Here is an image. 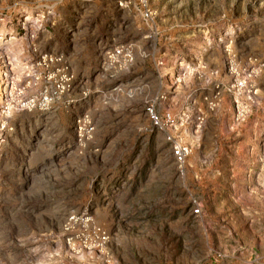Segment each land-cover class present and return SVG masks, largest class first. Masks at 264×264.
Returning <instances> with one entry per match:
<instances>
[{"label":"rangeland","instance_id":"374dc122","mask_svg":"<svg viewBox=\"0 0 264 264\" xmlns=\"http://www.w3.org/2000/svg\"><path fill=\"white\" fill-rule=\"evenodd\" d=\"M0 264H264V0H0Z\"/></svg>","mask_w":264,"mask_h":264},{"label":"built area","instance_id":"2783aa9c","mask_svg":"<svg viewBox=\"0 0 264 264\" xmlns=\"http://www.w3.org/2000/svg\"><path fill=\"white\" fill-rule=\"evenodd\" d=\"M149 0H140L143 6L148 5ZM109 57L113 60L121 59L125 62L130 61L132 59V50L130 46H120L114 48L112 51H109ZM245 85L244 81L237 77L235 80L234 87L237 90H240ZM239 112L237 114L238 119L244 115V110L240 109V105H238ZM148 115L153 123V126L159 130L166 129H174L176 128L174 118L168 117L164 119L156 110L154 105H151L147 109ZM201 119V118H200ZM169 141L172 143V154L179 165H183L187 159V157L191 154L192 148L191 146L184 142L181 137H177L174 133L170 134L168 137ZM196 215H199L201 209L196 207L194 209ZM109 240L108 233L102 229V227L95 225L93 228V234H86L77 237H69L68 244L74 250H80L82 247H86L89 249L98 248L100 250H104L106 243Z\"/></svg>","mask_w":264,"mask_h":264}]
</instances>
